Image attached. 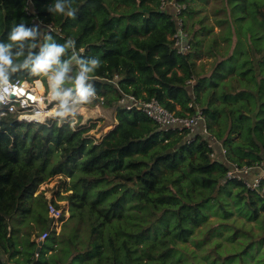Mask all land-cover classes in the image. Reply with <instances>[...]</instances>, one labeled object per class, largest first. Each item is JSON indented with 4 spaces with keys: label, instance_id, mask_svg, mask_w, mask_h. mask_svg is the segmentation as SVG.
Segmentation results:
<instances>
[{
    "label": "trees",
    "instance_id": "obj_1",
    "mask_svg": "<svg viewBox=\"0 0 264 264\" xmlns=\"http://www.w3.org/2000/svg\"><path fill=\"white\" fill-rule=\"evenodd\" d=\"M168 1L72 0L70 18L48 11L54 0H0V42L24 21L40 44L71 39L79 56L102 62L90 105L116 120L94 138L80 115L74 125L0 117V264H264V177L253 188L258 171L226 175L230 165L264 169V0H218L210 19L201 15L209 0H174L185 4L182 52ZM39 78L46 84L27 72L10 80ZM123 94L176 116L200 112L217 147L199 128L164 129L125 109ZM54 177L56 200L32 196ZM60 200L69 214L38 248L31 237Z\"/></svg>",
    "mask_w": 264,
    "mask_h": 264
},
{
    "label": "clouds",
    "instance_id": "obj_2",
    "mask_svg": "<svg viewBox=\"0 0 264 264\" xmlns=\"http://www.w3.org/2000/svg\"><path fill=\"white\" fill-rule=\"evenodd\" d=\"M48 11L75 18L72 0H54ZM39 35L38 26L30 28L21 21L11 29L8 36L10 42H0V90L10 87L13 74L27 72L29 75L43 76L47 80L49 94L57 104L55 117L61 122L74 121L79 108L91 104L95 99L96 92L90 81L102 62L98 58L79 56L74 40L58 44L49 35L40 44ZM35 49L38 52H34ZM3 99L0 95V100Z\"/></svg>",
    "mask_w": 264,
    "mask_h": 264
},
{
    "label": "built area",
    "instance_id": "obj_3",
    "mask_svg": "<svg viewBox=\"0 0 264 264\" xmlns=\"http://www.w3.org/2000/svg\"><path fill=\"white\" fill-rule=\"evenodd\" d=\"M27 2H29V0H27ZM161 5L174 7L173 10L175 13L173 20L176 22V29L171 39L173 40L174 46L177 50L182 52L188 48L186 33L182 28V20L179 14L181 9L185 8V4L172 0L162 2ZM32 81L10 80V87L7 90H0V95L4 97L3 100H0V117L9 116L19 126L31 124L47 125L54 120H58V118L55 117V113H52V108L57 110V104L52 100L49 94L47 80L46 84L41 80L40 85H32ZM96 98L97 95L95 96V99ZM118 105L124 107L125 109L136 108L142 111L146 116L151 118L164 129L185 128L190 132H195L196 129L199 128L200 133L208 137L200 112H196L195 114L189 116H176L174 113L169 112L161 106L159 102L153 98L143 100L136 98L131 94L121 95L118 100ZM208 139L210 141L209 145L217 147L218 144L215 140L211 137H208ZM221 153H224V149L222 148ZM211 156H213V153H211ZM253 170H257L258 172L251 179H249L248 185L256 188L259 186L260 178L264 177V169H262L261 166L238 168L230 165V169L227 171L226 175L228 177L238 178L244 175L247 178ZM261 192L264 194V188L261 189ZM46 213L49 218V225L43 233L34 240L37 242L38 248H40L45 239L53 234L55 236L58 234L61 225L67 216L65 215V210L53 202L47 203Z\"/></svg>",
    "mask_w": 264,
    "mask_h": 264
},
{
    "label": "rangeland",
    "instance_id": "obj_4",
    "mask_svg": "<svg viewBox=\"0 0 264 264\" xmlns=\"http://www.w3.org/2000/svg\"><path fill=\"white\" fill-rule=\"evenodd\" d=\"M218 0H209L208 3L205 5V8H201V15L204 14L206 16H208V19H210V15L212 12V8L214 7V4L217 3ZM201 3L200 1L197 2V4ZM166 7V6H165ZM167 8V7H166ZM209 22V20H208ZM205 64H207V62L205 61ZM209 65H205V68H208ZM88 106V108H91V105L88 104L86 105ZM96 106V105H95ZM92 110V109H90ZM80 111V109H79ZM78 115H80V113L78 112ZM87 117V116H86ZM101 119V120H100ZM58 121L60 122V120L58 119ZM77 121V117L74 121H71V125H74ZM113 121H114V112L112 109H106V110H99L98 108H96V112H92V114H90L88 116V118L86 120H82L81 122L79 121L78 123L80 125L84 124V123H95V126L90 129L84 136H93L94 138H99L102 134H104L105 132H107L113 125ZM91 122V123H89ZM59 179L58 177H54L53 179L42 183L38 186V188L36 189L35 193L32 195L33 197L40 194V192H43L44 198L49 201L51 198H53L54 200H56V195L54 194V191H56L58 189V185H59ZM63 193V192H61ZM30 199V198H29ZM58 204L60 205L59 207H62L63 210H65V215L68 216V204L66 203L65 200H60L57 201ZM67 213V214H66ZM66 216V217H67ZM19 223L16 222V226H18ZM17 230V229H15ZM37 234H33L32 235V240L34 241L36 239ZM47 243H50V241L48 240Z\"/></svg>",
    "mask_w": 264,
    "mask_h": 264
},
{
    "label": "crops",
    "instance_id": "obj_5",
    "mask_svg": "<svg viewBox=\"0 0 264 264\" xmlns=\"http://www.w3.org/2000/svg\"><path fill=\"white\" fill-rule=\"evenodd\" d=\"M36 81V83L37 82H39L40 84H41V80H35ZM96 108H98L99 110H106V109H111V108H103L102 106H101V104H97L96 106L94 105V106H91V108L89 107L88 108V106H86V105H83V106H81L79 109H80V111H79V113H80V116H81V119H80V122L82 121V120H86L87 118H88V116L90 115V114H92V112H96ZM90 109H92V110H90ZM113 110V112H114V116H115V110L114 109H112ZM87 116V117H86ZM115 123H116V120H115V118H114V121H113V125H112V127L115 125ZM84 124H86V123H84ZM111 127V128H112ZM110 128V129H111ZM109 129V130H110ZM106 133V132H105ZM257 172V170H253L252 172H251V174L250 175H253V174H255ZM49 251V250H48ZM50 252V251H49Z\"/></svg>",
    "mask_w": 264,
    "mask_h": 264
},
{
    "label": "bare ground",
    "instance_id": "obj_6",
    "mask_svg": "<svg viewBox=\"0 0 264 264\" xmlns=\"http://www.w3.org/2000/svg\"><path fill=\"white\" fill-rule=\"evenodd\" d=\"M32 85H40V83H39V82L36 83V81L33 80V81H32ZM55 111H56V110H55L54 108H52V113H55Z\"/></svg>",
    "mask_w": 264,
    "mask_h": 264
},
{
    "label": "water",
    "instance_id": "obj_7",
    "mask_svg": "<svg viewBox=\"0 0 264 264\" xmlns=\"http://www.w3.org/2000/svg\"><path fill=\"white\" fill-rule=\"evenodd\" d=\"M37 251H38V249H37Z\"/></svg>",
    "mask_w": 264,
    "mask_h": 264
}]
</instances>
